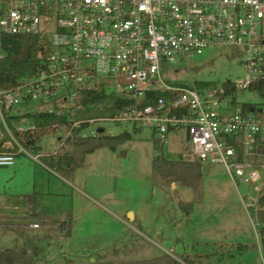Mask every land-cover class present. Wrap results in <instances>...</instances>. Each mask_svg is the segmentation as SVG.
<instances>
[{
	"label": "built area",
	"instance_id": "1",
	"mask_svg": "<svg viewBox=\"0 0 264 264\" xmlns=\"http://www.w3.org/2000/svg\"><path fill=\"white\" fill-rule=\"evenodd\" d=\"M6 34L38 36L43 55L34 73L0 86L1 167L20 154L47 167L50 151L27 142L38 130L27 115L42 112L58 119L47 127L62 144L106 133L103 121L149 128L161 146L185 129L191 158L254 184L257 196L248 200L264 195V108L245 109L238 97L264 81V0H0V58ZM230 47L242 48L243 80L171 83L162 76L167 64ZM91 90L131 103L114 115L81 117V94Z\"/></svg>",
	"mask_w": 264,
	"mask_h": 264
},
{
	"label": "rangeland",
	"instance_id": "2",
	"mask_svg": "<svg viewBox=\"0 0 264 264\" xmlns=\"http://www.w3.org/2000/svg\"><path fill=\"white\" fill-rule=\"evenodd\" d=\"M242 59L240 47H230L227 53L221 48L208 49L186 61L163 66L162 76L171 83L243 80L247 72ZM238 97L242 103L264 108V97L257 91L247 89ZM99 125L109 135L127 130L132 138L116 149L104 146L87 154L85 165L74 177L50 173L22 154L14 165L0 166V215L35 212L51 219H45L46 227L36 229L29 226L33 220L14 223L12 218H0V249L22 248L30 236L32 243L42 248L36 264L144 259L168 253L170 248H175L174 256H187L194 264H264V245L259 243L264 206L248 200V196H257L254 184L236 181L222 165L209 162H202L199 192L194 186L175 185L177 180L172 176L154 179L156 150L149 128L113 121ZM56 135L55 130L45 128L39 144L47 152L56 150L64 145ZM191 150L185 129H181L169 134L163 156L188 160L184 154L190 155ZM199 195L202 202L195 201L187 216L179 202L198 200ZM128 211H133L136 219H130ZM64 214L67 217L61 224L57 217ZM70 229L71 237L66 235ZM39 233L44 236L37 237ZM207 240L218 244L201 243ZM240 243L254 246L237 253Z\"/></svg>",
	"mask_w": 264,
	"mask_h": 264
},
{
	"label": "trees",
	"instance_id": "3",
	"mask_svg": "<svg viewBox=\"0 0 264 264\" xmlns=\"http://www.w3.org/2000/svg\"><path fill=\"white\" fill-rule=\"evenodd\" d=\"M42 47L38 36L31 35H3L1 38V49L4 56L0 58V86L9 88L19 79L24 78L36 71L38 64L42 59ZM257 91L264 97V81L253 84L250 88ZM160 93H154L145 100V103L153 102ZM81 102L84 105L81 117H98L104 115H114L122 110L130 99L120 97L116 94L107 95L99 90L85 91L81 94ZM245 109H256L252 103H244ZM28 118L37 125L38 130L34 134H29L27 142L39 144L41 132L47 128L50 123L58 120L55 116L46 113L28 114ZM132 133L125 130L118 135H109L105 132L90 137H74L68 139L61 145L56 152H49L43 157V161L56 173L60 175H71L74 177L76 169L83 167L86 162L87 154L96 149L108 146L116 149L117 145L125 140L131 139ZM156 153L153 156V177H175L177 181L187 186L199 187L202 180V162L199 160H172L163 156V147L158 141L154 140ZM202 201L199 195L198 200L191 202H180V208L186 214L193 209L194 202ZM258 203L264 205V195L260 197ZM259 233L264 244V226L260 227ZM250 244L240 243L235 252L243 253L253 247ZM40 248L33 247L31 252L28 248H1L0 264H34L40 256ZM83 264H194L187 256L181 255L180 259L169 253H161L151 258L133 259V260H101Z\"/></svg>",
	"mask_w": 264,
	"mask_h": 264
},
{
	"label": "crops",
	"instance_id": "4",
	"mask_svg": "<svg viewBox=\"0 0 264 264\" xmlns=\"http://www.w3.org/2000/svg\"><path fill=\"white\" fill-rule=\"evenodd\" d=\"M41 141V140H40ZM263 142H264V139H263ZM184 156H188V153H185L184 154ZM18 158V157H17ZM42 168H45V169H47V171H49L50 173H54V174H56L57 176H59L58 175V173H56V171H54V169H52L51 167H49L48 165H47V167H45V166H42V165H40ZM77 170V169H76ZM174 184L175 185H182V183L180 182V181H175L174 182ZM225 201V200H224ZM180 202H183V201H180ZM179 202V203H180ZM202 201H199L198 203H201ZM261 205V204H260ZM264 206V205H263ZM192 211H193V209H192ZM192 211L189 213V214H186L187 216H190V214L192 213ZM1 212V211H0ZM132 212V217H134V219H136V214L133 212V211H128V214H130ZM27 215L26 216H23L21 213L19 214V215H14V216H6L5 214H1L0 215V218H3V217H6V218H12L13 219V221H14V223L15 222H17V221H21V220H33L31 223H30V225L29 226H31V227H34V228H36V229H41V228H43V227H46V224H45V219H47V220H51L49 217H46V216H44V215H39V214H37V213H35V212H30V213H26ZM22 215V216H21ZM67 217V214H64V215H61V216H58L57 218H58V220H59V222L61 223V224H63L64 223V220H65V218ZM189 218V217H188ZM54 219H56V218H54ZM131 219V218H130ZM0 223H3V222H0ZM5 223V222H4ZM34 224H38L37 226H34ZM18 225H20V224H18ZM216 227H219L217 224H216ZM217 233V232H216ZM71 234H72V232H71V229H70V231H69V233H66V235L67 236H69V237H71ZM217 234H220V232L219 233H217ZM222 234V233H221ZM145 235V234H144ZM41 236H44V234H41V233H39L38 234V236L37 237H41ZM260 236V245H264L262 242H261V235H259ZM131 237H133V236H131ZM28 239H30V236L27 238V240L25 241V245L23 246V247H27L28 249H29V247H38V248H40V252H42V248L40 247V246H38V245H36V244H33L32 243V241H31V239H30V243H28ZM177 240H181V242H183V244H187V245H190L189 243H186V241H184L183 239H181V238H177ZM211 240V239H210ZM210 240H207V241H205V242H201L202 244L204 243V244H206V245H209V244H211V245H213V244H218L216 241H210ZM119 242H122V241H119ZM197 241H193V243H196ZM200 243V242H199ZM226 243H228V242H226ZM243 244H248V243H243ZM193 245V244H192ZM194 246H195V244H194ZM193 247V246H192ZM16 248H18V247H16ZM175 249V248H174ZM248 250H250V248L249 249H247L246 251H248ZM245 251V252H246ZM159 254H161V253H159ZM156 256V255H155ZM39 258V257H38ZM37 258V259H38ZM92 260H95V258H92ZM36 262V261H35ZM34 262V264H36Z\"/></svg>",
	"mask_w": 264,
	"mask_h": 264
},
{
	"label": "water",
	"instance_id": "5",
	"mask_svg": "<svg viewBox=\"0 0 264 264\" xmlns=\"http://www.w3.org/2000/svg\"><path fill=\"white\" fill-rule=\"evenodd\" d=\"M100 132H103V129H102V128L100 129ZM187 158H188V159H191V156L188 155ZM250 209L252 210L253 208L251 207ZM129 216H130V218H132V212L129 214ZM93 261H94V260H92V262H93Z\"/></svg>",
	"mask_w": 264,
	"mask_h": 264
}]
</instances>
